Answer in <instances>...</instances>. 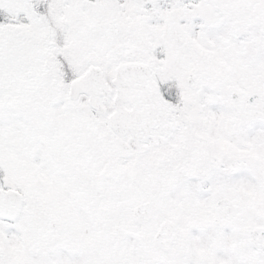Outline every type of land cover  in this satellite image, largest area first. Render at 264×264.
Wrapping results in <instances>:
<instances>
[{"label": "snow or ice", "instance_id": "obj_1", "mask_svg": "<svg viewBox=\"0 0 264 264\" xmlns=\"http://www.w3.org/2000/svg\"><path fill=\"white\" fill-rule=\"evenodd\" d=\"M0 264H264V0H0Z\"/></svg>", "mask_w": 264, "mask_h": 264}]
</instances>
